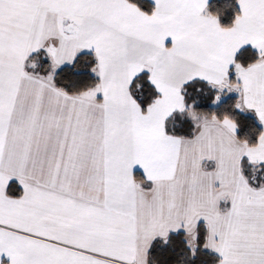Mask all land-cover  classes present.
<instances>
[{
  "label": "snow or ice",
  "instance_id": "obj_1",
  "mask_svg": "<svg viewBox=\"0 0 264 264\" xmlns=\"http://www.w3.org/2000/svg\"><path fill=\"white\" fill-rule=\"evenodd\" d=\"M0 264H264V0H0Z\"/></svg>",
  "mask_w": 264,
  "mask_h": 264
},
{
  "label": "trees",
  "instance_id": "obj_2",
  "mask_svg": "<svg viewBox=\"0 0 264 264\" xmlns=\"http://www.w3.org/2000/svg\"><path fill=\"white\" fill-rule=\"evenodd\" d=\"M232 2L234 3V2H235V0H232Z\"/></svg>",
  "mask_w": 264,
  "mask_h": 264
}]
</instances>
